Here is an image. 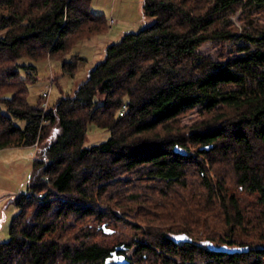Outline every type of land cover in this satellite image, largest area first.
<instances>
[{
  "label": "trees",
  "instance_id": "1",
  "mask_svg": "<svg viewBox=\"0 0 264 264\" xmlns=\"http://www.w3.org/2000/svg\"><path fill=\"white\" fill-rule=\"evenodd\" d=\"M90 3L0 0V151L38 144L0 264H264V0H144L152 26L30 107L20 59L106 32Z\"/></svg>",
  "mask_w": 264,
  "mask_h": 264
},
{
  "label": "rangeland",
  "instance_id": "2",
  "mask_svg": "<svg viewBox=\"0 0 264 264\" xmlns=\"http://www.w3.org/2000/svg\"><path fill=\"white\" fill-rule=\"evenodd\" d=\"M144 0H91L90 10L94 14L105 15L108 29L89 40H80L70 45L67 53L62 57H47L43 60H31L22 58L19 64L22 66H34L36 68L35 80L27 84L28 104L36 107L42 94L51 88L48 105L52 107L65 93H73L82 82L89 77L90 71L100 62L106 52V48L117 43L129 32H138L152 26L156 18L146 15L143 10ZM237 26L238 15L232 18ZM220 48L208 44L201 52L218 58ZM75 56L84 59L79 63V68L74 76H70L63 70V62H72ZM61 58V59H60ZM22 76L29 77L28 72L21 68ZM198 119V113L194 112L186 116L183 124L191 125ZM23 126L24 123L16 122ZM110 138V131L99 129L96 126L89 127L83 146L89 148ZM37 149L31 147L9 148L0 151V243L10 240V228L19 208L16 205L21 195L30 194L29 183L33 171ZM133 250L129 253L131 255Z\"/></svg>",
  "mask_w": 264,
  "mask_h": 264
},
{
  "label": "built area",
  "instance_id": "3",
  "mask_svg": "<svg viewBox=\"0 0 264 264\" xmlns=\"http://www.w3.org/2000/svg\"><path fill=\"white\" fill-rule=\"evenodd\" d=\"M50 94H51V88L49 90L45 91L41 96L42 97V108H43L44 112L49 108L48 99H49ZM126 110H127V106L124 105L122 107V109L119 111V116H123L125 114ZM34 147L38 148V144L36 143Z\"/></svg>",
  "mask_w": 264,
  "mask_h": 264
},
{
  "label": "crops",
  "instance_id": "4",
  "mask_svg": "<svg viewBox=\"0 0 264 264\" xmlns=\"http://www.w3.org/2000/svg\"><path fill=\"white\" fill-rule=\"evenodd\" d=\"M31 148H34V149H37L38 150V148H35V147H31ZM38 152V151H37Z\"/></svg>",
  "mask_w": 264,
  "mask_h": 264
},
{
  "label": "flooded vegetation",
  "instance_id": "5",
  "mask_svg": "<svg viewBox=\"0 0 264 264\" xmlns=\"http://www.w3.org/2000/svg\"><path fill=\"white\" fill-rule=\"evenodd\" d=\"M115 262L114 261H111V264H114Z\"/></svg>",
  "mask_w": 264,
  "mask_h": 264
}]
</instances>
